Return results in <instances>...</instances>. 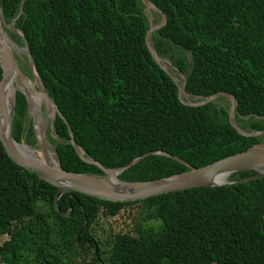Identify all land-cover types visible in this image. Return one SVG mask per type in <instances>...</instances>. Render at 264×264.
Instances as JSON below:
<instances>
[{
  "label": "trees",
  "instance_id": "1",
  "mask_svg": "<svg viewBox=\"0 0 264 264\" xmlns=\"http://www.w3.org/2000/svg\"><path fill=\"white\" fill-rule=\"evenodd\" d=\"M149 2L167 19L150 38L171 62L167 70L146 42L162 16L142 0H0L7 23L23 3L16 27L61 113L50 127L66 171L104 174L75 151L68 127L106 168L154 153L119 174L129 183L178 176L264 143V134L240 135L219 98L201 107L178 99L182 74L185 102L228 93L238 104L236 123L264 132V0ZM29 96L15 91L12 135L30 145L37 136L27 120ZM255 174L235 173L230 181ZM58 191L14 163L0 142V237H7L0 264H264V178L130 202L81 192L56 202Z\"/></svg>",
  "mask_w": 264,
  "mask_h": 264
},
{
  "label": "water",
  "instance_id": "2",
  "mask_svg": "<svg viewBox=\"0 0 264 264\" xmlns=\"http://www.w3.org/2000/svg\"><path fill=\"white\" fill-rule=\"evenodd\" d=\"M145 4L146 10H154L162 16L161 24L157 26H152L147 38V46L151 51L155 60L163 67V69L167 70L168 65H171L167 59H162L157 55L156 50L151 45V33L157 29L164 27L167 23L166 16L160 11L156 5L149 2V0H142ZM23 12V3L20 9V13L17 17H15L10 22H6L4 20V24L6 28L12 32L18 34L24 43V47H19L29 58L33 78L29 76L27 73L23 72L19 60L17 58L16 53L13 48L7 44L5 40L0 35V65L3 69V76L0 80V142L3 145L7 155L16 163L18 166L23 167L24 169L31 170L37 174V176L42 179L50 182L51 184L57 186L59 191L57 193L56 202L59 201V197H61L66 192H81L84 194H88L91 196H95L99 199L116 201V202H130V201H139L145 200L148 198L166 195L170 193H176L180 191H186L194 188H215L222 186H231L237 185L241 183H248L251 181L259 180L264 178V143H260L258 145H254L250 147L247 151L236 154L234 156L227 157L222 159L214 164L209 166L196 169L191 168V171L174 176L171 178L161 179L153 182H136L129 183L123 182L119 179V174L123 173L141 159L146 156L153 155L154 153H148L136 160H134L131 164L124 168L120 169H109L106 168L101 162L96 161L90 156H87L83 149H81L74 141L72 131L70 127H68L70 134V143L73 145L75 151L83 158L85 161L96 164L99 166L104 174H91V173H80V172H69L66 171L60 164L59 159H57V164H52L51 162H37L28 159L24 155H22L17 150L18 142L13 138L12 135V115H13V103L11 107V113L6 120V125L8 127V132H6L1 124V118L3 116L2 109V101L5 96V93L9 89V85L13 83L15 77H20L23 81V87H19V90L24 93L25 97L28 98V95H36L38 96L44 104L48 107L54 108L55 114L61 116L60 111L58 110L57 105L53 101V99L48 95L45 85L39 75L37 65L35 63V59L31 53L29 48V44L27 38L25 37L22 30L16 27V22L20 15ZM3 15L2 7L0 5V16ZM1 25V20H0ZM173 70L176 71L175 68ZM170 75V74H169ZM182 82L180 86H178V99L181 104L189 107H201L210 102H213L217 98H226L230 104V124L232 127L242 136L248 138H255L262 135L264 132H247L243 130L235 121V111L238 107V104L235 98L228 93H219L210 97L205 98L202 101L193 103L192 101L185 102L183 98H187L188 95L185 93V84L186 80L182 74H179ZM31 77L35 82L36 86H38L35 90H30V87L26 83V79ZM171 79L176 82V79L170 75ZM26 87V88H25ZM14 88V87H13ZM17 91V90H16ZM15 99V91L13 93L12 100ZM29 105V101H28ZM30 107V106H28ZM51 120V122L53 121ZM33 129L38 136L35 130V121H33ZM116 171L114 174L113 172ZM245 171H254L256 174L252 177L240 180V181H230V177L239 172ZM224 178L225 180L221 183H218L220 179ZM174 182L169 185H159V182L162 181H172Z\"/></svg>",
  "mask_w": 264,
  "mask_h": 264
},
{
  "label": "bare ground",
  "instance_id": "3",
  "mask_svg": "<svg viewBox=\"0 0 264 264\" xmlns=\"http://www.w3.org/2000/svg\"><path fill=\"white\" fill-rule=\"evenodd\" d=\"M2 16H0V20H1L0 35L3 38V40H5L7 42V44L9 46L12 45V44L15 46L13 40L11 39L10 35L8 34V32H7L6 28H5V25H3V22H2V19H1ZM15 50L22 51L20 48H15ZM26 83L30 87V90H35L36 84H35V82L32 79H30L28 77L26 79ZM23 86H25V85H23L22 79L20 77H15L14 86H13V83L11 85H9V89L5 93V96L3 98V101H2L3 116L1 118V124H2V126H3V128H4V130L6 132H8V127L6 125V120H7V118L9 117V115L11 113L13 93L19 87H23ZM31 101H32V105H33L31 107V111H32L31 114L33 116H35V130H36V132L38 134L37 137H38V140H39V145H40V143H41V141L43 139L44 147L41 148V147H37V146H31V145L27 144L26 142H20V143L17 144V150L22 155H24L25 157H27L30 160L37 161V162H51L52 164L55 165V164H57V161H56L55 157L53 156V152L50 149L49 142L46 139V128H47V124H48V118H49V116L53 115L54 108L48 107V110L46 111L47 112L46 116H42L43 114L41 113L42 112L41 99L38 96L33 95V97L31 98ZM113 173L115 174L116 171H114ZM224 180L225 179L222 178V179H220V181L218 183H221ZM173 182H174V180H172V181H162V182H159L158 187L160 185H164V184L165 185H169V184H172Z\"/></svg>",
  "mask_w": 264,
  "mask_h": 264
},
{
  "label": "rangeland",
  "instance_id": "4",
  "mask_svg": "<svg viewBox=\"0 0 264 264\" xmlns=\"http://www.w3.org/2000/svg\"><path fill=\"white\" fill-rule=\"evenodd\" d=\"M155 18L158 20V18L159 17H156L155 16ZM154 18V19H155ZM7 30V29H6ZM8 32V34L10 35V32H9V30L7 31ZM10 37H11V35H10ZM11 39H12V37H11ZM13 40V39H12ZM16 41V42H15ZM13 40V42H14V44L15 45H17V46H20L21 48H23L24 47V45H22L21 44V42L19 41V40ZM13 50H15V49H13ZM15 53H16V55H17V58H18V60H19V62L21 63V65L22 66H24L25 67V69H26V71H27V73H28V75L29 76H31V74H30V69H29V64H28V60H27V55L23 52V51H19V50H15ZM185 57L189 60L191 57H190V55L188 54V55H185ZM169 70V69H168ZM171 73H172V75H174V76H178V73H176V72H174V70L172 71V70H169ZM33 75V74H32ZM32 78H33V76H31ZM31 77H29L30 79H32ZM38 88V86H36V88L35 89H37ZM33 97V95L32 94H30V96H29V105H30V111H29V113H28V116H27V120L28 121H35V116H33L32 114H31V107L33 106L32 105V101H31V98ZM216 104L217 105H219V106H221V107H226V108H230L231 107V104H230V102L227 100V99H224V98H219V99H217L216 101ZM12 103H13V100H12ZM41 105H42V107H41V109H42V116H46V114H47V110H48V108H47V106L44 104V102L41 100ZM55 114V112L53 113V115ZM53 115L52 116H49V118H48V124H47V128H46V139L48 140V142H49V145H50V149L52 150V152H53V156L55 157V159H56V161H57V157L55 156V151H54V148H55V142L57 141V136H56V134L54 133V131H53V129H51V127H50V123H51V120H52V118H53ZM264 134V133H263ZM262 134V135H263ZM262 135H260V136H262ZM259 137V136H258ZM31 146H37V147H44V142H43V139H42V141H41V143H40V145H39V140H38V137H36L34 140H33V142H32V144H30ZM129 223V221H127V224ZM141 229H143V231H147L148 229H145L143 226H142V223H141ZM7 239V237L5 236V237H0V244L4 241V240H6Z\"/></svg>",
  "mask_w": 264,
  "mask_h": 264
},
{
  "label": "flooded vegetation",
  "instance_id": "5",
  "mask_svg": "<svg viewBox=\"0 0 264 264\" xmlns=\"http://www.w3.org/2000/svg\"><path fill=\"white\" fill-rule=\"evenodd\" d=\"M2 19V18H1ZM13 49L18 48L17 46H14L13 44L10 45Z\"/></svg>",
  "mask_w": 264,
  "mask_h": 264
},
{
  "label": "clouds",
  "instance_id": "6",
  "mask_svg": "<svg viewBox=\"0 0 264 264\" xmlns=\"http://www.w3.org/2000/svg\"><path fill=\"white\" fill-rule=\"evenodd\" d=\"M3 25H5L4 22H3ZM5 28H6V25H5ZM6 29H7V28H6ZM9 31H10V30H9ZM18 48H19V47H18ZM14 52H15V50H14ZM180 84H181V83H180ZM29 106H30V105H29Z\"/></svg>",
  "mask_w": 264,
  "mask_h": 264
}]
</instances>
